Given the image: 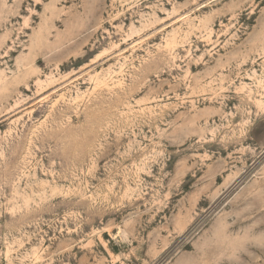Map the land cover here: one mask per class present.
I'll use <instances>...</instances> for the list:
<instances>
[{"label": "rangeland", "instance_id": "1", "mask_svg": "<svg viewBox=\"0 0 264 264\" xmlns=\"http://www.w3.org/2000/svg\"><path fill=\"white\" fill-rule=\"evenodd\" d=\"M264 0H0V264L264 260Z\"/></svg>", "mask_w": 264, "mask_h": 264}, {"label": "bare ground", "instance_id": "2", "mask_svg": "<svg viewBox=\"0 0 264 264\" xmlns=\"http://www.w3.org/2000/svg\"><path fill=\"white\" fill-rule=\"evenodd\" d=\"M263 174H264V173H263ZM254 264H264V260L261 261V262H256V263H254Z\"/></svg>", "mask_w": 264, "mask_h": 264}]
</instances>
